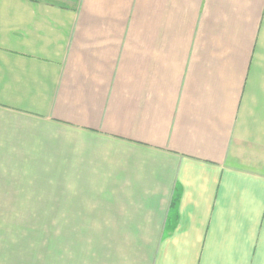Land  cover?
Listing matches in <instances>:
<instances>
[{
	"label": "crops",
	"instance_id": "0c3cea01",
	"mask_svg": "<svg viewBox=\"0 0 264 264\" xmlns=\"http://www.w3.org/2000/svg\"><path fill=\"white\" fill-rule=\"evenodd\" d=\"M43 200L77 264H264V0H0V210Z\"/></svg>",
	"mask_w": 264,
	"mask_h": 264
},
{
	"label": "rangeland",
	"instance_id": "374dc122",
	"mask_svg": "<svg viewBox=\"0 0 264 264\" xmlns=\"http://www.w3.org/2000/svg\"><path fill=\"white\" fill-rule=\"evenodd\" d=\"M38 205L0 210V248L7 250V264H77L74 236L86 226L60 224L59 210L47 209V200Z\"/></svg>",
	"mask_w": 264,
	"mask_h": 264
}]
</instances>
